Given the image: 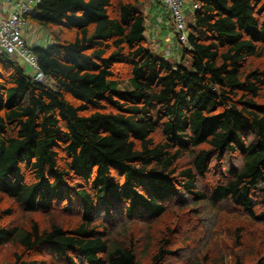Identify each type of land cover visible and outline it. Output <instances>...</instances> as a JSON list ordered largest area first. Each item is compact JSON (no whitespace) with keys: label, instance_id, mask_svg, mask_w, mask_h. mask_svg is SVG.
Listing matches in <instances>:
<instances>
[{"label":"trees","instance_id":"16d2710c","mask_svg":"<svg viewBox=\"0 0 264 264\" xmlns=\"http://www.w3.org/2000/svg\"><path fill=\"white\" fill-rule=\"evenodd\" d=\"M145 1L39 0L27 20L53 39L33 49L45 82L0 55V247L16 248L9 264H168L176 226L148 234L140 253L137 235L124 240L109 225L121 224L116 214L120 234L134 220L168 221L188 200L264 222V0H194L183 45L190 67L149 49ZM227 159L241 165L229 162L201 189ZM9 200L49 215L50 226L6 225ZM66 202L74 217L64 225L53 211ZM252 249L253 260L237 264H264Z\"/></svg>","mask_w":264,"mask_h":264},{"label":"rangeland","instance_id":"374dc122","mask_svg":"<svg viewBox=\"0 0 264 264\" xmlns=\"http://www.w3.org/2000/svg\"><path fill=\"white\" fill-rule=\"evenodd\" d=\"M38 2L39 0H37ZM189 4L192 5V2L190 1ZM160 10H163V13L167 11L165 8H160ZM46 35L51 37L49 31H46ZM64 37H68V35ZM50 40L52 41L53 39L51 38ZM173 40L174 49H171V52L173 53L177 49L178 55L175 58L168 55L164 57L161 55L157 56L164 60L166 59L169 63H182L184 66L190 67V59L183 57L182 43L179 42L176 36L173 37ZM178 56L180 57L178 58ZM20 64L29 74L33 73L24 63ZM229 162L241 165L240 160L232 159L225 160V167L223 169L219 168L216 164H212L213 170L207 179L200 183V188L209 191L219 181L222 170L223 172L227 171ZM77 182L80 183L79 181L75 183ZM185 198L186 200L189 199L187 197ZM176 202H179V200ZM7 204L13 205L15 214L5 222L6 225L28 227L33 220H37L43 228H48L51 224L52 218L49 215L43 213H26L12 200H9ZM68 205V202H66L55 207L53 211L54 219L64 225L74 217L70 211H65ZM260 205V210L264 211L263 203ZM106 216V214H99V220H106ZM114 217L121 224L114 227L112 224L109 225V222H111L109 220L108 225L111 232L118 233V237L124 240L131 235H137L140 253L145 249L148 234L155 237L165 225L172 224L176 226L178 232L174 239L175 244L172 249L179 250L175 258L171 259L168 264H191L195 260L199 258L203 260L205 257H209L211 261L218 259L221 264H237V261L246 263L253 260L252 248L254 247L257 248L255 251L262 253L264 259V222L251 220L247 214L229 205L224 204L215 208L205 202L193 204L188 200L186 204H178L177 209L169 213L166 219L168 221L152 224L134 220L124 225L126 233L121 234L120 232L123 231L121 230L123 228L121 225H123L124 219H122L121 214H116ZM254 239L260 241L256 242ZM15 252L16 248L11 245L0 247V264H9L13 260Z\"/></svg>","mask_w":264,"mask_h":264},{"label":"built area","instance_id":"2783aa9c","mask_svg":"<svg viewBox=\"0 0 264 264\" xmlns=\"http://www.w3.org/2000/svg\"><path fill=\"white\" fill-rule=\"evenodd\" d=\"M7 7L13 8L9 16H4L0 10V55H6L33 71L32 76L37 82H45V76L41 72L38 59L33 52L34 43L26 38L29 28L27 15L37 7L36 0H2ZM171 14L175 27V33L180 43L186 44L189 38L188 19L185 15L187 0H160ZM198 9L197 3L193 6Z\"/></svg>","mask_w":264,"mask_h":264},{"label":"crops","instance_id":"0c3cea01","mask_svg":"<svg viewBox=\"0 0 264 264\" xmlns=\"http://www.w3.org/2000/svg\"><path fill=\"white\" fill-rule=\"evenodd\" d=\"M190 1L192 2V5L189 4ZM194 4V0H187L185 15L187 16L188 23L193 20L196 10L193 8ZM160 8H165L168 13L166 14L167 11L163 13V10L161 11ZM0 10L2 15L7 17L14 9L7 7L3 4L2 0H0ZM142 12L145 16V38L149 49L155 55H161L163 57L168 55L175 58L178 55V51L175 49L172 53L171 49H174L173 37H177V35L175 33V27L171 19L170 11L161 4L160 0H146L142 6ZM25 36L34 43V48H46L48 45L52 44V41L50 40L51 37L46 35V30L31 23H29V28L27 29ZM179 57L180 56H178V58Z\"/></svg>","mask_w":264,"mask_h":264}]
</instances>
